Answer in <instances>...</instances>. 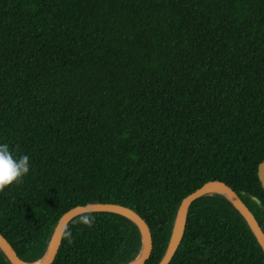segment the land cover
<instances>
[{
  "label": "trees",
  "instance_id": "1",
  "mask_svg": "<svg viewBox=\"0 0 264 264\" xmlns=\"http://www.w3.org/2000/svg\"><path fill=\"white\" fill-rule=\"evenodd\" d=\"M0 142L30 159L0 191V229L28 262L69 209L115 202L150 224L159 264L184 199L214 178L264 230V0H0ZM143 248L134 219L84 212L55 264H130ZM0 264H15L1 245ZM169 264H264V249L206 193Z\"/></svg>",
  "mask_w": 264,
  "mask_h": 264
},
{
  "label": "water",
  "instance_id": "2",
  "mask_svg": "<svg viewBox=\"0 0 264 264\" xmlns=\"http://www.w3.org/2000/svg\"><path fill=\"white\" fill-rule=\"evenodd\" d=\"M259 176L264 186V161L260 164ZM216 187H220L224 189L225 193H221V194H224L227 197H229L232 200V202L239 208L241 213L247 219L249 225L251 226L252 230L254 231L255 235L257 236L259 242L261 243L264 249V230L262 229L258 218L251 210V208L247 205L240 192L225 179L214 178L206 181L202 186H200L195 191L187 195L186 198L184 199L180 214L178 216V219L175 223L171 235V239L167 251L159 264H169L173 259L174 255L176 254L182 242L184 234L186 232L189 221V215L194 200L206 193H213V192L220 193L214 191ZM94 211L118 212L134 219L139 224L144 234V248L141 253V255L143 254L142 257L140 255L135 261H133L130 264H147L151 260L155 247L153 232L150 224L138 213V211L130 206H126L121 203L96 202V203L74 206L62 216L58 224L57 230L55 232V235L53 237V240L51 242V245L47 251V253L49 252V254L44 264H55L58 261L59 257L61 256L64 247L65 232L69 222L76 215L80 213L94 212ZM0 245L10 255V257L12 258L15 264L36 263V262L32 263L26 261L19 252L18 248L13 243V241L10 238H8L5 232L1 229H0Z\"/></svg>",
  "mask_w": 264,
  "mask_h": 264
},
{
  "label": "clouds",
  "instance_id": "3",
  "mask_svg": "<svg viewBox=\"0 0 264 264\" xmlns=\"http://www.w3.org/2000/svg\"><path fill=\"white\" fill-rule=\"evenodd\" d=\"M31 168L28 155H15L7 142H0V191L19 184ZM93 218L82 216L81 223L91 225ZM70 236V232L66 233Z\"/></svg>",
  "mask_w": 264,
  "mask_h": 264
},
{
  "label": "bare ground",
  "instance_id": "4",
  "mask_svg": "<svg viewBox=\"0 0 264 264\" xmlns=\"http://www.w3.org/2000/svg\"><path fill=\"white\" fill-rule=\"evenodd\" d=\"M214 191H216V192H220V193H225V190L222 189V188H220V187H216V188L214 189ZM50 249H51V248H50ZM48 254H49V252L46 254V256H45L43 259H41L40 261L36 262L35 264H44V262H45L46 259H47ZM142 255H143V254H142ZM142 255H141V257H142Z\"/></svg>",
  "mask_w": 264,
  "mask_h": 264
}]
</instances>
